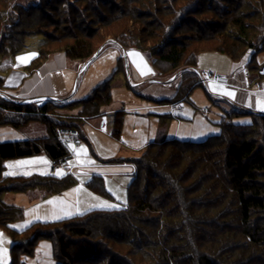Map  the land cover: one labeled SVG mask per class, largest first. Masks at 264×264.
I'll return each instance as SVG.
<instances>
[{"label":"trees","instance_id":"1","mask_svg":"<svg viewBox=\"0 0 264 264\" xmlns=\"http://www.w3.org/2000/svg\"><path fill=\"white\" fill-rule=\"evenodd\" d=\"M68 1L30 0L27 6H17L18 10L25 11L22 10L18 15L14 12H0V56L5 54L15 57L20 54L18 47L12 49L11 44L7 45V42L15 38L12 31L25 26L23 14L26 12L27 28L34 27L37 21L35 14L40 12L42 14H39V17L43 19L38 20L49 18L47 22H52L51 26L61 24L65 25V28L72 25L79 27V35H68L64 31V36L53 40L64 44L58 51L66 54L71 60L85 61L92 58L98 50V47L90 42L92 32L98 27L101 30H110L116 26L119 27V32L109 35L110 38H114L123 48H136L147 53L154 69L160 75L168 72L160 71L162 67L169 68L171 72L185 69L177 83L175 97L165 100L183 102L203 83L195 69L199 53L205 49L190 43L213 41L214 38L207 36L206 31L211 34L221 31L228 41L242 47L244 51L241 54L236 49L237 53L226 49V42L212 49L229 56L235 62L244 59L247 50L253 52L246 66L250 70L254 67L256 56L264 50V0H257V5L248 2L246 7L249 12H242L241 15H237L230 8V4L235 3L234 0H182L186 4L181 7H177L180 0H158L159 5L163 3L162 10H158L155 0H80L81 4L89 3L91 8L90 24L94 25L90 26L91 30L77 24L82 19V24L86 26L87 18H82L84 8H79L78 4L76 7L72 6ZM249 4L252 10L247 6ZM62 5L71 6L73 15H65L63 11L58 14ZM200 12L214 14L218 19L199 21L197 14ZM256 15L260 17V21L252 24L250 21L255 19ZM59 16L62 18H58ZM139 17L145 19V28L131 31L130 23L136 22ZM224 18H227V21ZM242 19L249 22L244 24ZM197 26L196 36L186 38L183 35L186 30L191 31ZM27 28L23 33H27ZM218 29L220 31H217ZM131 32L133 33L130 34ZM26 36L27 34H24V37ZM125 37L127 41L123 40ZM147 44L150 45L149 48L144 47ZM47 55L49 53L38 50L25 71H36ZM112 81L111 78L99 84L92 94L81 102L83 110L79 112L76 120L101 114V106L109 105L112 101ZM3 85L4 81L0 77V95L3 93ZM71 107L70 104H59L52 100L42 106L23 104L0 96V126L11 125L18 128L38 121L47 125L48 129L46 138L0 143V168H4L2 164L5 161L41 154H45L51 162L68 160L70 150L67 144L59 141L58 130L74 129V124L64 125L59 117L50 112L55 108ZM238 113L228 112L223 115L219 124L221 133L202 142H183L160 135L157 140L149 143L143 155L132 162L135 166L134 179L128 189V202L119 208L94 209L56 222H35L26 229L17 231L11 228V225L23 219V210L4 204L1 195L5 192H23L33 188L42 189L46 196L53 197L73 186L75 178L72 174L62 178L54 175L6 177V185L3 184L0 188V220L4 218L0 226L9 231L14 241L12 255L15 256L19 246L23 249L21 253L31 254L36 243L45 238L53 242L54 257L58 264H103L107 257L109 258L106 264H133L130 259L134 255V249L149 261H153L150 264H264V133L259 135L262 140L247 137L255 133L260 124H263V131L264 115H251V123L239 125L231 122V117ZM123 120L124 111L118 112L112 132L116 139L121 138ZM216 146L220 148L212 155L210 151ZM169 150L171 152L167 153ZM179 150L178 154L174 153ZM189 153L192 156L188 157ZM198 155L202 158L200 162L211 160V170L191 182L195 173L193 168L200 162L192 165L190 163V168L181 172L176 171L180 164L191 161L190 158ZM177 162L180 164H175ZM89 187L96 193H107L101 177H94ZM189 194L193 198H189ZM61 225L62 228H59ZM63 228L71 238L70 242L68 237L62 236ZM218 228L225 230L222 235L224 237L216 238L218 233L214 237ZM233 228L239 231L237 235L234 234L235 230L228 231ZM207 233L211 235H208L211 240H205L206 243L203 237H206ZM97 236L107 237L116 244L123 243L132 250L126 254L128 257H125L116 250L105 252L101 248L103 244L100 243L95 252L88 250V246L75 247L79 242L82 245L85 240L90 241L89 238ZM26 247H29L27 252ZM154 247L159 249L155 255L148 251V248L152 251ZM98 248H101L103 256L97 251ZM11 264L25 263L14 257Z\"/></svg>","mask_w":264,"mask_h":264},{"label":"rangeland","instance_id":"2","mask_svg":"<svg viewBox=\"0 0 264 264\" xmlns=\"http://www.w3.org/2000/svg\"><path fill=\"white\" fill-rule=\"evenodd\" d=\"M30 0H0V12H9L15 15H18L22 12L23 9L18 10L17 6H27V2ZM156 4H158V0H155ZM206 0H204L205 2ZM235 3H229L230 8L233 9L234 13H237V15H241L242 12H249V10L246 7V4L248 2H254V5H257V0H234ZM67 3L71 4L72 6H77L79 8H84V16L82 18H87L86 26L82 24V19H80L77 24H80L82 28H88L90 26H94L90 24V17H91V8L88 4H81L80 0H69ZM163 3L161 2L160 5L158 4L159 9H163ZM183 4H186L182 0L177 2V7H181ZM247 6H250L247 5ZM58 7V6H57ZM56 8V7H54ZM71 6L69 5H62L60 8V14L62 11L65 13V15L68 13L72 14L74 11H70ZM128 8V7H127ZM190 8V7H189ZM20 9V8H19ZM57 9V8H56ZM202 10V8H201ZM250 10L251 6H250ZM24 11V10H23ZM257 11V10H256ZM25 12V11H24ZM23 12V13H24ZM42 14V12L35 14L37 16V21H35V25L32 28H27L26 20L28 12L23 14V27L21 29H16L15 31H12L15 38L10 39L7 42V45L11 44L12 49L14 47H18L20 50V53L26 52V50H41L45 53H49L47 55L46 59L43 60V63L46 62L50 57H53L55 55L63 54V52H59L61 50V46L64 44L53 42L56 38H60L66 34H80L81 31H77L79 27H73L68 26L64 27L65 25H59V26H51V23H48L47 21L50 20L48 18L44 20H38L42 17H39ZM214 14L211 13H204L200 12L197 14V19L199 21L202 20H213V18H216L213 16ZM21 16V15H19ZM51 16V15H50ZM56 15L54 16V18ZM256 15L255 19H252L250 22H253L252 24L259 23L260 17ZM53 19V17L51 16ZM58 18H62L59 16ZM0 18V27L2 25ZM43 19V18H42ZM142 17H139V19L136 20V22H131L129 27L131 28V31L143 29L145 28V22L142 19ZM227 21V18H224ZM242 21L245 23L249 22L246 19H242ZM59 22V21H58ZM64 22V21H63ZM220 22V20H219ZM222 22H225L222 20ZM31 23V21H30ZM32 24V23H31ZM25 28H27V33H23ZM215 28V27H214ZM213 28V29H214ZM198 26L195 27V29L189 31L186 30L183 32V35L186 36H196V32H198ZM207 29V28H206ZM230 29V28H229ZM232 31V29H230ZM65 31V32H64ZM217 31H220L219 29ZM119 32V27H112V29H95L92 32V39H90V42L94 45H96L99 49L106 41L111 40L115 41L114 38H110L109 35H114L115 33ZM131 32L130 34H132ZM208 34L207 36H212L214 38L213 41L209 42L208 40H205V42H191L190 45L198 46L197 48L205 49L204 51L199 53L198 56V71L200 73V81L203 82L200 87H198L196 90H194L193 94L191 95L190 101H183L180 103H177L178 105L175 108H183V120L176 119L175 121H186V119L192 120L191 125H195L198 121L200 123H197L198 125H201L200 129L202 130L203 123H207L209 125V131L213 132L211 135H219L221 133V127L220 122L222 120L223 112L220 109L221 101L222 99H225L226 95L224 93L229 92V87L226 85V83L220 78H227L229 76L230 69L232 67V59L225 55H218L212 51V49L216 48L217 46H221L222 42H226V49L228 50H234L240 51V54L242 51L241 46H238L237 44L232 43V41H228L226 39L224 33L218 32L215 34H211L210 31H206ZM18 34H20L18 36ZM24 34H27L26 37H24ZM42 34V35H40ZM78 34V35H79ZM222 35V36H221ZM201 36V35H200ZM205 36H203V39ZM188 38V37H186ZM129 39V38H128ZM211 39V38H210ZM125 41L126 37L123 39ZM66 42V41H65ZM117 43V42H116ZM111 43L107 44L108 46ZM43 45V47H42ZM145 48H149L150 45L147 44V46H144ZM152 47V46H151ZM59 50V51H58ZM235 51V52H236ZM237 53V52H236ZM253 52H250L247 50L246 56L251 54ZM140 57H142V60L136 56L131 55H123L122 51L121 53H118L116 48H112L111 50L106 51L103 53V55L89 68L88 71H82V68H78L75 71L72 70H64L62 72H59L56 78H58V81L55 78V81L59 82L60 84H56V97L54 99L55 103L64 104L68 103L70 105H75V107L68 108V109H56L53 110L52 114L59 117L61 122H64V125L67 123L69 125L70 123L74 124V129L78 133V136H69L66 138V144L70 150V154H75L76 158H73L71 155L67 160L68 167H59L58 170H60L63 174L57 175V171L54 173L51 171L50 167V161L48 157L45 154H41L38 156H32V157H26V158H20V159H13L5 161L3 165L4 168H0V188L4 185H6L5 178L12 175V177H18V176H50L54 175L56 177L62 178L69 174H72L75 178V183L73 186L62 192L60 195L56 196L58 199L53 204H43L41 205L40 201L39 204L36 205L37 198L32 196L26 197L25 195H20L21 197L18 201L19 208L23 210L24 217L22 220L17 221V226L21 227V225H31L33 221L35 222H54V219H51L54 215H58L60 218L65 217L70 218L79 214H83L86 211H89L91 209H99V210H110L119 208L122 205H125L128 202V189L130 185L132 184V181L134 179V163L133 160L139 159L145 150H143V146L146 145V143L151 139L154 140V137L151 138L152 132L156 127L157 123H163L166 122L167 124L170 123L171 120H173L170 116L172 113V105L168 102H163L165 99L171 98L174 94V90L176 89L177 83L181 80L182 73L185 71L184 68H180V70H177L175 72L169 71V68L162 67L160 71H168L166 74L160 75V77L153 76L152 71L151 72H143L142 69L145 64H147V67L150 68L149 63L145 60V55L143 53H139ZM221 54V53H219ZM19 55V54H18ZM17 55V56H18ZM17 56H8V55H2L0 56V75L3 70L10 68L12 65L7 67L9 64L12 63V60L17 58ZM245 56V57H246ZM244 57V58H245ZM122 58V63L119 65V60ZM91 59V58H90ZM90 59H87L85 61H89ZM84 61V62H85ZM150 61H152L150 59ZM258 61V62H257ZM257 61L255 60V64L253 65V69H248L246 67V70L250 74L248 76V79L253 82L254 78L256 76L261 77L260 71L262 67H264L262 64H264V50L257 55ZM42 63V64H43ZM153 66V65H152ZM7 67V68H6ZM111 69L109 72H106L108 69ZM119 68L120 72H118L115 77L114 73ZM173 74H177V77L175 78L177 80L176 83L173 81L170 82L168 79ZM106 75V76H105ZM64 77V80L66 81L65 85L61 83V79ZM114 77V82L111 83L112 88V96L113 99L109 105H102L100 110L105 107H110V109L107 111V115L101 118V122L96 123H89L86 124L85 121L81 122V119L76 120V118L79 116V114H76L78 111L83 110V105L81 102H83L85 99L91 95L93 90L103 81H106L110 78ZM2 78V77H1ZM100 79V80H99ZM146 81V82H145ZM228 82V79H226ZM56 82V83H57ZM145 82V83H144ZM254 83V82H253ZM2 97V95H0ZM3 98V97H2ZM5 99V98H4ZM9 101H13L10 99ZM27 101V100H26ZM33 101V100H32ZM48 101V100H47ZM162 101V102H161ZM25 102V101H24ZM24 102H22L24 104ZM42 102V100H34L33 102H30L29 104L33 105H39ZM159 102V103H158ZM78 104V105H76ZM57 105V104H56ZM40 106V105H39ZM181 106V107H180ZM56 107V106H55ZM178 108V109H179ZM121 109H124V120H123V126L124 131L122 129V134L120 139H116L111 136V133L114 130V123H115V114L120 111ZM208 109L210 112L207 114ZM202 110V113L200 112ZM190 113V115H189ZM207 114V115H206ZM102 113L99 115L101 116ZM96 115L92 116H85L83 118H87L89 120H95ZM242 119V124H248L251 122V117H245ZM187 120L186 122H189ZM248 120V121H247ZM88 121V120H87ZM237 122V121H236ZM72 124V125H73ZM61 125H63L61 123ZM176 127L177 125L174 124ZM262 125L260 124V127H256V132L252 135L247 136L248 138L257 137L260 140L261 137L260 134L264 133V129L262 131ZM219 129V132L217 130ZM261 131H260V130ZM82 131V133H81ZM217 133V134H216ZM123 135V137H122ZM182 135V134H180ZM48 136V129L47 125L44 123L35 121L31 122L30 124L24 126V127H14L11 125H4L0 126V143H6V142H21L25 141L27 139H42L46 138ZM78 138L81 140V146H84L87 148V156L81 154L77 156V154L73 151L69 145H74L75 139ZM206 139V138H205ZM204 139V140H205ZM220 145V144H219ZM80 146V147H81ZM76 148L79 150V148ZM220 147L216 146V148H213L210 153L212 155H215L218 152ZM143 151V152H142ZM171 150H169L167 153H170ZM179 151H174L175 154H178ZM209 153V154H210ZM192 156L190 153L188 154V157ZM204 156V154H202ZM94 161V163H83L82 161L86 160ZM166 159V157H165ZM168 159V158H167ZM201 155L194 156V158H190L191 161L184 162L182 165L180 163L179 169H177L176 172H181L185 170L186 168H190L191 165L200 162ZM208 159V158H207ZM19 161H30L31 163H17ZM69 161H71V164H69ZM203 161V163H201ZM200 163L196 164L194 171V176L191 177L193 179L191 182L194 181L195 178L200 177L203 173H205L207 170H211V160L208 159L202 160ZM94 177H101L104 184V189L106 190V194H99L91 190L89 187L90 182L94 179ZM4 182V183H2ZM191 182L189 184H191ZM207 184H211L208 182ZM214 184V183H213ZM187 186V183L185 184ZM22 188V187H21ZM81 189L79 192H74V189ZM212 189V188H211ZM32 191L33 188L25 190L26 191ZM42 190V189H41ZM43 191V190H42ZM7 193V192H5ZM4 193V194H5ZM13 193V192H11ZM16 193V192H15ZM4 194L1 195V201L3 202ZM67 194V195H66ZM191 194V193H190ZM189 194V198H193ZM33 201V202H32ZM60 201H63L61 203ZM77 205H76V204ZM108 205H111L109 207ZM39 206V207H37ZM42 206V207H40ZM59 206L62 208L59 209ZM79 206V208H77ZM75 208H77L76 211ZM35 210V211H33ZM32 216H35V218H30ZM2 220L4 218H1ZM33 219V220H32ZM35 219V220H34ZM51 219V220H49ZM57 219V218H55ZM0 220V222L2 221ZM44 220V221H43ZM264 220V219H263ZM26 222V224H25ZM263 222V221H262ZM26 226V227H27ZM216 227V226H214ZM59 228H62V225L59 226ZM214 229V228H213ZM216 229V228H215ZM212 229H209L211 231ZM234 234L237 235L236 228H233L231 230L228 229V231H234ZM213 231V230H212ZM0 233L3 234V238L0 239V264H11L14 260V257L16 260H20V262H23L25 264H58L56 258L54 257V250H53V242L50 239H41L39 240L34 249L32 250L31 254L29 253H21L23 249L18 248L17 252H15V256L11 253V248L14 244V241L12 240L11 234L8 230L0 226ZM218 233L219 235L216 238L224 237L222 235L225 234V230H221L218 228V230L215 231V234ZM62 236L65 238L68 237V240L70 242V237L67 234L66 229H62L61 231ZM210 234L207 233L205 240L209 241L211 240ZM241 236V235H238ZM90 241H84L82 245L79 242V245H73L76 248L81 246H88V250H91L95 252V249L100 244L102 249L105 252H112L114 250L118 251L120 254L127 256L126 254L130 252L132 249L130 246H127L122 244H116L113 242V240H110L107 237L97 236L89 238ZM207 243V242H206ZM122 245V246H121ZM115 246V247H114ZM208 246V244H206ZM211 246V245H210ZM74 247V248H75ZM101 248H98L97 251L99 254L103 256V252ZM26 252L29 250V247H26ZM148 251L151 252L153 255H155L157 252H159V249H155V247ZM250 251V249H249ZM132 255L133 259H130L133 264H150L153 261H149L147 257H144V255L139 252H137V249L133 250ZM97 253V252H96ZM106 256H109L106 254ZM128 257V256H127ZM130 257V256H129ZM103 258V257H101ZM109 257L104 261L103 264H106V261ZM148 261H146V259Z\"/></svg>","mask_w":264,"mask_h":264},{"label":"crops","instance_id":"3","mask_svg":"<svg viewBox=\"0 0 264 264\" xmlns=\"http://www.w3.org/2000/svg\"><path fill=\"white\" fill-rule=\"evenodd\" d=\"M110 43L111 44L109 46L108 45L105 46V48L101 51L100 55L91 63H89L88 61L84 62V61H78V60H71L66 56V54L63 53V54L50 57L46 62H44L34 72H27L25 71V68L30 65L33 59L32 56H34L37 52L36 50H31V51L26 50V52L20 53L17 56V58L20 57L21 59H17V58L16 60L13 59L12 63L9 64L7 67H9L10 65L12 66L10 68L6 67L7 69L2 71L0 77H2V80L4 81V85H3L4 87H3V93H1V95L3 98L7 100L12 99L13 101L20 102V103L26 100H31V101L32 100L33 101L34 100H52L54 101L56 97V84H60L59 82H57L59 77L56 78L57 75H59L58 74L59 72H62L64 70H72L76 72L78 68H82V71H88L87 69H89L103 55V53H105L108 50H111L112 48H116L118 53H121L122 51L123 55H128V54L130 55V53H133V52L143 53L145 55V60L150 65V69L153 73V76L160 77V74L152 66V61H150L149 55L147 53L141 50H138L136 48H123L114 41ZM215 54L222 55L219 53H215ZM252 55L253 53L247 55L244 59H242L239 62L232 61V67L228 74L229 76H227V78L224 79V82L229 87L230 89L229 92L234 93V97L229 96L226 93H224L226 97L225 99L220 100L222 103H221V106H218L222 110L223 115H225L228 112H239L238 114L231 117V122L235 124H239V125H244L241 123L243 121L242 119L244 118L243 116L252 118L251 115H264V105H258L256 103L257 100H264V69L260 71L261 77L256 76V78H254V81H253L254 83L248 79V76L250 74L246 70V66L250 62ZM138 57L141 59L140 56H136L135 58H138ZM256 61H257V56H256ZM118 63L119 65L120 63H122V58L119 60ZM262 65L264 66V64ZM110 70L111 69L109 68L106 72H109ZM195 70L197 71L198 74H200L198 71V65ZM118 72H120L119 68L117 69V71H115L114 77ZM114 77L112 78L113 79L112 82H114ZM176 77H177V74H173L170 77V79H168V81L170 82L173 81L174 83H176L177 82V80L175 79ZM55 78L57 81H55ZM226 79H228V82L226 81ZM61 83L63 84V86L65 85L66 81L64 80V77L61 79ZM176 89H177V85H176ZM176 89L174 90V94L172 95V97L165 99V100L173 99V97H175L176 95ZM111 93H112V89H111ZM190 98L191 96L189 97L187 101H190ZM112 99H113V96H112ZM165 100L163 102H167ZM168 103L172 105V113L170 117L172 119L177 118V119L183 120V108L181 106H180L181 109L179 107H178L179 109L175 108L178 105L177 103H180V102H168ZM72 107H75V105H73ZM109 109L110 107L102 108L101 109L102 115L96 117L95 120H89L87 118L82 117L81 122L85 121L86 124H89V123L93 124L96 122H101V118L107 115V111ZM204 110H207V114H209L210 111L208 109H204ZM121 111H124V109H121L118 112H121ZM200 112L202 113V110H200ZM76 114H79V111ZM175 120L176 119L171 120V125L170 123L167 124L166 122L157 123L151 135L152 136L151 138H153L155 135L156 137H154V140L150 139L146 143V145L142 147L143 150H145V148L147 147L149 143L157 140V138L160 135H164L168 139H177L183 142H202L204 141L205 138L208 139L212 136H217V135H211L213 134V132L209 131L210 130L209 125L207 123L202 124L204 128L201 130L200 129L201 125L197 124V123H200V121H198L195 125H191L192 120H189V119H186V121L189 120V122L175 121ZM251 122H252V119H251ZM174 124H176L177 127ZM123 131H124V126H123ZM217 132H219V129L217 130ZM111 136H112V133H111ZM50 164H51V161H50ZM20 195H25V196L27 195L26 196L27 198L30 196H32V198L36 197L37 198L36 205L39 204V201H40L42 206L43 204H46L47 201L52 200L53 198H57L56 196H53V197L46 196L44 191H42L41 189H34L32 191L29 190L26 192H16V193L7 192L4 194L3 203L6 205L19 207L18 201L20 198L18 197H21ZM61 208L62 207L59 206V209ZM77 208H79V206H77ZM77 208H75L74 211H76ZM91 210H94V209H91ZM75 214L76 215H74L73 217L77 216V213ZM55 216H58V215H55ZM30 218H35V216L31 215ZM51 219H54L55 220L54 222H56V221L64 220L66 218L62 217V218L55 219L53 215ZM39 222H42V221H39ZM33 223H35V221H33L32 224ZM14 225L17 226V222L11 225V228L17 231H22L28 227L27 225L26 227L24 224L23 226L21 225V227L19 226V224L17 227H13Z\"/></svg>","mask_w":264,"mask_h":264},{"label":"snow or ice","instance_id":"4","mask_svg":"<svg viewBox=\"0 0 264 264\" xmlns=\"http://www.w3.org/2000/svg\"><path fill=\"white\" fill-rule=\"evenodd\" d=\"M130 55H133V56H140V54L139 53H135V52H133V53H130ZM17 59H21L20 57H18ZM141 60H142V57H141ZM143 72H151V69L150 68H148L147 67V65L145 64L144 65V67H143V69H142V73ZM226 94L227 95H229V96H233L234 97V93H232V92H226ZM256 103L258 104V105H264V100H257L256 101ZM69 147H71L72 149H73V151L77 154V156H79V155H81V154H83V155H85V156H87V148L86 147H84V146H81L80 148H79V150H77L76 149V147L75 146H73V145H69ZM83 163H94V161H91L90 159L89 160H86V161H82ZM17 163H21V164H24V163H31L30 161H19V162H17ZM69 164H71V161H69ZM57 175H62L63 173L60 171V170H57V173H56ZM74 192H79V191H81V189H79V188H77V189H74L73 190ZM67 195V194H66ZM58 198H53L52 200H49V201H47V203L48 204H53V203H55L56 202V200H57ZM61 203H63V201H60ZM109 207H111V205H108ZM37 207H39V206H37ZM33 211H35V210H33ZM54 218H60L59 216H55ZM26 226V225H25ZM13 227H17V226H13ZM3 238V234L2 233H0V239H2Z\"/></svg>","mask_w":264,"mask_h":264},{"label":"built area","instance_id":"5","mask_svg":"<svg viewBox=\"0 0 264 264\" xmlns=\"http://www.w3.org/2000/svg\"><path fill=\"white\" fill-rule=\"evenodd\" d=\"M220 80L224 81V78H220ZM30 102H33L31 100H27L24 102V104H29ZM47 102V100H42V102L39 104L40 106H42L43 104H45ZM71 137V136H78V133L76 131H73V130H58V139L61 143L65 144L66 145V138L68 137ZM74 145L76 148L80 147L82 144H81V140L76 138L75 141H74ZM73 158H76V155L75 154H70ZM70 157V156H69ZM50 167H51V171L54 173L55 171L58 170L59 167H65L67 168L68 167V164H67V160H64V161H60V162H51L50 164Z\"/></svg>","mask_w":264,"mask_h":264},{"label":"water","instance_id":"6","mask_svg":"<svg viewBox=\"0 0 264 264\" xmlns=\"http://www.w3.org/2000/svg\"><path fill=\"white\" fill-rule=\"evenodd\" d=\"M110 42H113V41H111V40H108V41H106L98 50H97V52L93 55V57L88 61L89 63H91L92 61H94L99 55H100V53H101V51L105 48V46L107 45V44H109Z\"/></svg>","mask_w":264,"mask_h":264}]
</instances>
